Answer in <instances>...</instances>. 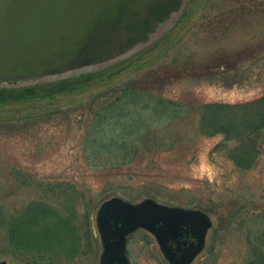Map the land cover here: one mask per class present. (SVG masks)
<instances>
[{"label": "rangeland", "instance_id": "374dc122", "mask_svg": "<svg viewBox=\"0 0 264 264\" xmlns=\"http://www.w3.org/2000/svg\"><path fill=\"white\" fill-rule=\"evenodd\" d=\"M166 28L116 77L0 105V203L14 211L31 199L34 189L18 186L24 179H66L84 190L91 204L96 246L94 255L80 258L79 264H99L95 213L101 203L97 195L106 186L115 191L109 197L133 202L151 197L197 208L190 201L198 198L207 205L215 201V210L207 211L212 227L205 247L191 264H243L249 257L247 243L257 242L264 231V129L255 165L239 171L219 152L210 157L211 147L222 135L200 134L196 111L206 102L241 103L264 95V0H190L184 16ZM148 77L162 96L182 104L178 110L184 121H176L168 130L182 140L174 150L159 149L131 168L96 171L97 161L82 151L83 108L111 87ZM68 109L76 110L43 121L46 113ZM189 139L192 142L183 143ZM151 160L155 161L151 164ZM149 188L156 196L146 193ZM127 255L131 264H169L154 237L143 229L128 237ZM0 260L35 264L12 255Z\"/></svg>", "mask_w": 264, "mask_h": 264}, {"label": "trees", "instance_id": "16d2710c", "mask_svg": "<svg viewBox=\"0 0 264 264\" xmlns=\"http://www.w3.org/2000/svg\"><path fill=\"white\" fill-rule=\"evenodd\" d=\"M141 51L107 68L40 84L0 88V105L15 99L74 91L95 81L109 80L133 65ZM166 77L162 76L163 79ZM181 105L162 96L149 77L128 81L99 93L83 108L86 113L79 119L83 131V154L97 161L95 170L102 172L124 166L131 168L144 156L145 160L148 154L159 149L172 151L182 138L175 134L172 137L168 130L176 121H184L178 110ZM75 110H55L42 118L50 121L57 114L68 115ZM196 111L200 134L222 135V139L211 147L210 157L219 152L239 171L255 165L259 153L258 139L264 129V95L241 103L206 102L197 106ZM154 161L151 160V164ZM21 182L19 187H31L35 194L14 211L0 203V257L18 256L35 264H79L80 258L94 255L96 240L91 204L85 199L84 190L66 179L45 182L24 179ZM106 187L97 195L98 203L109 198L110 191L115 192L112 187ZM183 190L186 189L183 187ZM146 193L156 196L153 188ZM190 204H196L206 212H213L217 206L215 201L207 205L198 198ZM261 232L257 242L247 243L249 257L243 264H264V231Z\"/></svg>", "mask_w": 264, "mask_h": 264}, {"label": "water", "instance_id": "95a60500", "mask_svg": "<svg viewBox=\"0 0 264 264\" xmlns=\"http://www.w3.org/2000/svg\"><path fill=\"white\" fill-rule=\"evenodd\" d=\"M189 2L0 0V88L115 65L161 37ZM95 225L102 248L99 264H130L127 236L138 229L154 237L169 264H191L205 246L212 219L199 208L168 205L151 197L133 202L112 196L99 204Z\"/></svg>", "mask_w": 264, "mask_h": 264}]
</instances>
